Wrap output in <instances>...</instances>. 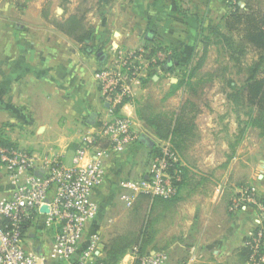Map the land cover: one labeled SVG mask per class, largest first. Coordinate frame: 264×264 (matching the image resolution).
Returning <instances> with one entry per match:
<instances>
[{
  "label": "crops",
  "instance_id": "0c3cea01",
  "mask_svg": "<svg viewBox=\"0 0 264 264\" xmlns=\"http://www.w3.org/2000/svg\"><path fill=\"white\" fill-rule=\"evenodd\" d=\"M86 1L89 5L95 2L0 0V140L35 154L53 153L70 165L82 137L98 135L107 120V105L95 75L103 61L99 53L106 56V47L112 42L126 47L162 43L176 51L178 67L136 86L135 104L124 106L134 109L139 140L106 159L105 181L93 193L99 218L118 206L124 194L123 180L139 179L148 171L157 137L136 112L138 105L150 103L146 86L196 66L203 44L199 28L184 17L191 13L186 5L191 0H115L109 4L98 0V8L86 13L91 39L81 43L51 20L68 19ZM61 2L66 3L62 8ZM55 8L63 13L61 17L54 15ZM199 77L193 76L192 81ZM182 88L183 101H195L198 108L187 117L191 129L186 148L180 151L184 177L179 192L173 199L152 202L150 253L165 251L167 264H250L245 240L259 225L258 215L252 208L231 210L234 195L255 178L249 158L247 168L239 169L238 110L227 92L230 110L224 112L208 108L207 103V108L201 105L200 100H207L206 86L196 95ZM233 114L236 124L229 118ZM244 128L249 131L246 125ZM5 172L0 168V197L9 196L14 188ZM258 190L264 196V180L258 183ZM55 233V228L46 226L41 209L26 229L25 245L48 259Z\"/></svg>",
  "mask_w": 264,
  "mask_h": 264
},
{
  "label": "built area",
  "instance_id": "2783aa9c",
  "mask_svg": "<svg viewBox=\"0 0 264 264\" xmlns=\"http://www.w3.org/2000/svg\"><path fill=\"white\" fill-rule=\"evenodd\" d=\"M152 46H116L110 55L106 50L95 75L107 105V120L98 135L82 137L70 165L53 153L35 154L0 140V168L14 186L9 196L0 197V264H103L98 260L104 249L100 237L84 238L89 223L99 215L93 193L105 181L106 159L139 140L133 117L124 112V106L135 104V87L143 78L166 70L163 64L171 55L164 47L152 52ZM157 142L161 152L151 159L143 177L121 182L122 199L129 207L139 194L170 200L179 192L182 156L170 139ZM43 206H47L46 226L56 229L48 259L29 251L24 241L26 222H32ZM247 208L259 218V225L245 240L248 262L264 264V200L255 185L242 186L233 197L231 210ZM128 254L133 257L131 264L168 262L165 251L141 255L135 246Z\"/></svg>",
  "mask_w": 264,
  "mask_h": 264
},
{
  "label": "rangeland",
  "instance_id": "374dc122",
  "mask_svg": "<svg viewBox=\"0 0 264 264\" xmlns=\"http://www.w3.org/2000/svg\"><path fill=\"white\" fill-rule=\"evenodd\" d=\"M94 1L95 2H92L90 5L87 1L84 2L82 4L80 13H83V11H85L86 9H97L98 0ZM237 2L242 7H244L245 5H249L250 14L248 12L247 14L250 15V18L252 20L253 18H255V22L259 23L263 19V12L261 13V11H264V0H191V2L186 5L192 14L190 12H187V14L184 13V17L187 20L192 21L194 25L199 28L198 30L201 31L202 34L208 35V37L210 36V42L208 44H214L212 46H208L206 55L204 56L203 68L201 67L198 70L199 75H205L206 77L205 93H207V100H200L201 105L206 108L208 106V108L210 109L214 108L217 110H224V112L230 110V106L228 105V102L225 98V92L230 93L231 89L226 84V78L233 77L235 79H238L239 77L240 79H242L246 75H242V73L237 75L236 68H231L229 72L223 71V67L228 62V57L226 56V54L228 53H224V49L221 48L222 45L220 46V44L222 43L218 42V40H220L219 36H221V34L226 35L228 32L225 19L231 12V9L233 7L232 4L234 5ZM65 4L66 3L61 2L59 6L62 8V6ZM211 6L213 8L210 12L209 8ZM45 8L46 5L44 9ZM54 15L57 17H61L63 13L59 12L55 8ZM189 15H191V17ZM243 24L244 20L242 19V23L239 24V28L241 30L240 34L243 33ZM217 34L219 36H213ZM202 43L205 44L204 41H202ZM116 46L124 45L121 43L112 42L106 47L109 55L112 53V48H115ZM140 47H144V45H138L129 48L138 49ZM263 54L264 53H261V51H258L256 49H250L248 51L240 53V61L241 63L245 64H251L255 62L258 74V71H262L260 66L261 63L259 62L262 61L261 59L263 58ZM258 66H260V70H258ZM219 69L223 71L219 74L222 77H216L210 80L208 75H206L214 73ZM171 77L181 78L182 76H180L179 73H171L161 82L150 83L146 86L148 97L151 99L150 103L159 112H168L170 110H174L179 105H181L182 101L184 100L185 93L183 92L184 89L182 87L176 90L175 93H173V84L177 81L171 80ZM232 106H234V108L238 110L237 112L240 117L241 134L238 150L241 161L239 163V169H241L242 171L243 168H247L248 164L246 163V161L247 158H249L250 170L252 167H254L255 172V178L252 181L254 183H251V185H255L258 188V183L264 180V129H260L258 127H249V131L248 129L246 130L244 126L246 125L247 119H249L246 114L248 107L241 105L239 108V106H237L236 104ZM256 112H258V110ZM229 118L236 124L235 114H233V116H229ZM243 128L245 131H242ZM0 174L3 175V173ZM5 175L8 174L6 173ZM134 203L129 207L121 198L118 199V206H115L113 211L104 212L103 215H101L99 218L97 217L98 219L95 221L93 226L94 229L91 228L85 232V240L90 239L94 235H98L104 245L105 243L107 244L109 251L111 250L113 254L117 251L116 253H118L119 256L122 255L120 259L128 254V252L135 246H141L145 253L151 252L153 244L149 242L150 240H147L145 242L143 241V239L139 238V232L142 227L145 226V223L147 221V231L152 235L151 232L153 230V205L146 204V206L144 205L142 209H137Z\"/></svg>",
  "mask_w": 264,
  "mask_h": 264
},
{
  "label": "trees",
  "instance_id": "16d2710c",
  "mask_svg": "<svg viewBox=\"0 0 264 264\" xmlns=\"http://www.w3.org/2000/svg\"><path fill=\"white\" fill-rule=\"evenodd\" d=\"M104 1V0H101ZM115 0H105L106 3L114 2ZM231 12L226 17L227 24V34H221L219 36L220 40L218 42L221 48L224 49V53L228 57L227 63L223 67L224 72H229L231 68H236V74L242 75L246 74L244 78L235 79L233 77L226 78V84L231 89L230 93H228V97L231 98L237 106L243 105L248 107L246 111L249 119L246 121V127H258L260 129H264V54L261 63V70L258 71L257 74L256 65L254 63H241L240 61V53L248 51L250 49L261 51L264 53V11H261L263 19L257 23L255 22V18L253 20L250 18V15L247 14L249 12V5H245L242 7L238 2L236 4H232ZM81 8L78 13H74L68 19L64 21H60L57 19L51 20V22L60 30L66 32L68 35L78 40L81 43L88 42L92 36V27L88 24L86 19V13L90 9H86L83 13H80ZM245 18V19H244ZM242 19L244 20L243 24V33L240 34L241 30L239 28V24L242 23ZM212 36V35H211ZM200 38L205 42L203 44V54L197 63L196 66L189 68L188 70L179 72L181 78L178 77V81L173 84V93L181 87H185L188 92L192 94H198V92L204 89L206 78L205 75H199L198 70L202 67L204 63V56L206 55L207 48L210 44V36L202 34L200 31ZM201 41V42H202ZM224 43V44H223ZM158 44V45H157ZM214 45L213 43L210 45ZM146 48H150L151 46L144 45ZM168 49L171 51V55L166 59L163 66L168 72H172L175 70L180 64V57L176 51L170 49L166 46H163L162 43H155L152 46V52L157 51L158 49ZM258 66V68L260 67ZM260 70V68L258 69ZM222 70H216L214 73L206 74L209 79H214L216 77H222L219 74L223 72ZM261 72V74H260ZM193 76L199 77L198 80L192 81ZM152 75L143 78L142 84L146 85L148 80L152 79ZM241 80V81H240ZM198 105L195 101L190 99H186L182 102L179 107V111L170 110L168 112H159L155 109V107L150 103H145L144 105L137 106V115L138 117L144 121L147 125L154 129L155 135L158 140H166L170 139L173 146L179 151H182L186 148V136L189 134V130L191 129L188 121V113L190 111L196 110ZM257 108V109H256ZM258 110V112H256ZM263 112V113H261ZM154 142L152 145L153 156L158 155L161 150L157 145L158 142ZM2 143H7L6 141H2ZM10 144V143H7ZM184 170V169H183ZM261 195V194H260ZM261 198L264 200V196L261 195ZM161 199V198H152L145 194H139L135 200V207L137 209H142L146 204H152L153 200ZM165 200V199H163ZM134 207V208H135ZM146 209V208H145ZM30 224L29 220L25 224L24 234L28 225ZM147 221L145 226L139 232V238L143 239V241H147L152 239V235L147 231ZM152 233V232H151ZM151 236V237H150ZM104 244V243H103ZM117 252V251H116ZM112 253L109 251L107 244L105 243L103 254L99 257V262L103 264H117L121 259L118 253ZM245 255L247 260L249 259L250 250L245 247ZM139 253L141 255L150 254V252H144L141 246H139Z\"/></svg>",
  "mask_w": 264,
  "mask_h": 264
},
{
  "label": "clouds",
  "instance_id": "9594fccd",
  "mask_svg": "<svg viewBox=\"0 0 264 264\" xmlns=\"http://www.w3.org/2000/svg\"><path fill=\"white\" fill-rule=\"evenodd\" d=\"M124 111L129 115V116H132L133 113H134V109L132 106H126ZM85 164L88 163L87 160L84 161ZM133 257L130 255V254H126L123 258H122V261H121V264H131V261H132Z\"/></svg>",
  "mask_w": 264,
  "mask_h": 264
},
{
  "label": "water",
  "instance_id": "95a60500",
  "mask_svg": "<svg viewBox=\"0 0 264 264\" xmlns=\"http://www.w3.org/2000/svg\"><path fill=\"white\" fill-rule=\"evenodd\" d=\"M99 56H100L101 60H104L105 55L102 52L99 53ZM41 209L44 210V211H47V206H43Z\"/></svg>",
  "mask_w": 264,
  "mask_h": 264
}]
</instances>
